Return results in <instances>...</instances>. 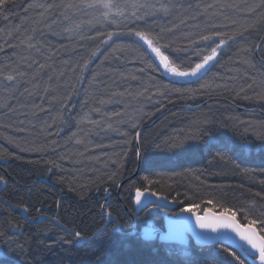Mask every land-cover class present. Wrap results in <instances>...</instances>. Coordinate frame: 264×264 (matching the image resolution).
<instances>
[{
  "label": "trees",
  "instance_id": "1",
  "mask_svg": "<svg viewBox=\"0 0 264 264\" xmlns=\"http://www.w3.org/2000/svg\"><path fill=\"white\" fill-rule=\"evenodd\" d=\"M78 1L7 0L0 9V77L19 79L0 108V196L13 205L0 202V249L8 252L0 264H231L225 249L234 250L223 245H171L182 253L175 256L125 229L65 243L76 238L35 219L37 209L57 214L59 205L64 227L90 234L101 226L102 188L114 191L119 184L133 214L130 192L136 189L164 195L180 209L264 207V64L255 56L264 35V0H178L166 16L133 32L106 28L97 38L66 40L54 17ZM113 31L117 36L109 38ZM137 31L169 45L181 69L199 59L192 40L220 33L217 39L226 43L197 79H171L133 35ZM258 54L264 60V40ZM208 97L218 100L183 109ZM114 99L131 103L115 120L116 128L125 127L118 137L101 136L99 121L112 113L106 110ZM138 104L141 115L131 112ZM141 127L138 163L134 141ZM115 196L107 209L123 229L129 219ZM19 206H28L34 221L25 220ZM140 216L145 225L149 216ZM161 219H153L156 226ZM237 220L246 223L239 212Z\"/></svg>",
  "mask_w": 264,
  "mask_h": 264
},
{
  "label": "snow or ice",
  "instance_id": "2",
  "mask_svg": "<svg viewBox=\"0 0 264 264\" xmlns=\"http://www.w3.org/2000/svg\"><path fill=\"white\" fill-rule=\"evenodd\" d=\"M7 4V0H0V9L4 8ZM91 6V5H90ZM104 7H109L105 4ZM134 7H136L134 5ZM144 7V6H141ZM151 7V6H148ZM161 10L167 11L164 5L160 6ZM132 16L135 17V12L132 13ZM111 33H109V38H111ZM133 35L138 37L139 41L143 42V46H146V51H149L155 60L158 61V66H162L165 72H168L176 77L185 78V77H197L202 72H206L210 64L216 61L217 56L219 55V50L225 45L226 41L224 39H217L220 37V33H215L212 35H201L199 40H192L191 43L196 45V48L193 50L194 54L199 57L198 61L188 64L183 69L177 67L171 58V52L169 51V45L161 44L160 41L149 32H134ZM215 45V46H213ZM205 49L201 51L200 49ZM184 51H187L185 49ZM9 81L13 80L14 77L9 75L7 77ZM3 178L0 177V180ZM143 193L139 189L136 190V204L141 203V196ZM152 195H157L152 193ZM167 199L166 197H158ZM209 205L213 204L212 200L207 201ZM195 208H199L200 205H195ZM222 207V211L219 214V222H206V218L200 215H195V224L201 230H211L216 232L218 229H230L234 232L241 241L245 242L249 249H247L248 255H252L254 251L257 255L252 256V258L258 259L259 264H264V207L256 208L255 206L249 207L245 210H236L234 211L231 208ZM22 211L25 213L29 212V207L24 206ZM39 212L40 210L37 209ZM182 213H193V208L186 207L180 210ZM207 211H211L208 209ZM246 221L245 224H241L237 221V214ZM194 214V213H193ZM109 222L112 220L111 212L104 213ZM176 215H179L177 213ZM31 218V217H30ZM58 223V221H57ZM19 227V226H17ZM73 235L76 237L74 241H64L65 243H76L84 237L80 232H75ZM145 239H153L154 231L151 229H145L144 232ZM169 238H172L170 234ZM21 250L23 246H19ZM228 256L232 258L231 264H245L244 258L238 255L235 251H229L225 249ZM99 264H104V261H99Z\"/></svg>",
  "mask_w": 264,
  "mask_h": 264
},
{
  "label": "rangeland",
  "instance_id": "3",
  "mask_svg": "<svg viewBox=\"0 0 264 264\" xmlns=\"http://www.w3.org/2000/svg\"><path fill=\"white\" fill-rule=\"evenodd\" d=\"M89 1H94V0L79 1L77 4L71 6L65 11L60 12V14L54 17V19H56L55 26L57 28V32L59 33L60 36H62V38L66 40L67 39L70 40V39L80 38L84 36H90V34L94 33L95 28L98 26L103 29L109 28L110 30L112 29L119 30L120 28H122L120 26V21H117V20H121L122 18L116 19L117 14L115 11L107 13L108 7H104L105 3L107 5L109 4L110 6L118 5V4L122 6L124 5L125 8L123 10V14L126 17L124 21L133 22L136 20H147V19L149 20L152 18L164 17L172 9V7L175 5V3L178 0H96L97 1L96 9L86 10ZM186 1H190V0H186ZM134 5L136 7H134ZM161 5H164L167 11L161 10L160 8ZM101 6L104 7V10L101 9ZM141 6H144V7H141ZM148 6H151V7H148ZM133 12H135V17L132 16ZM103 13L107 19L104 18ZM162 73L166 77L171 78V79H186V80L193 79L195 80L203 72L197 77H189V78L176 77L168 72H165L164 69ZM13 77L14 79L11 81H9L7 77H4V76L2 78L0 77V108L4 107V100L9 98L10 93L14 91L15 88L19 84L18 77L17 76H13ZM141 97L143 96H139L135 100L131 99L132 100L131 102L139 101V98ZM128 101L124 99L122 101H120V99H114L113 101H110L111 103L109 105L112 108L106 111L112 112L110 113L111 115L104 114L105 115L104 121H101V120L99 121L100 127H98V131H100L99 133H101L100 134L101 136H111V137L119 136V133L116 131V128H114V127H117V125H112L111 122H105V120L106 121L112 120L111 117L117 120L123 118L122 116L123 113L128 110L129 106H131V103L130 104L127 103ZM141 108H143L142 105L138 104L137 106L132 107L131 112L135 113L136 115H141L143 112V109ZM146 108L147 106L144 109ZM115 110L119 111L118 114H116V117H114L115 115L114 112H116ZM101 115L102 114H100L99 116L102 117ZM103 122L105 124H103ZM126 126H128V123H126ZM140 190H145V189H140ZM133 207L135 210L136 207L134 205ZM150 207L151 209L160 208L155 205H152ZM145 210L143 211L145 212ZM156 210L158 212V215H161L162 212L159 209H156ZM178 210H180V208H174V209H171V211H166V217L168 215L169 216L175 215L177 212H179ZM213 246H216V245H213Z\"/></svg>",
  "mask_w": 264,
  "mask_h": 264
},
{
  "label": "bare ground",
  "instance_id": "4",
  "mask_svg": "<svg viewBox=\"0 0 264 264\" xmlns=\"http://www.w3.org/2000/svg\"><path fill=\"white\" fill-rule=\"evenodd\" d=\"M80 1H82V0H80ZM79 2V1H78ZM106 4V3H105ZM91 5V6H90ZM109 5V4H108ZM96 6H97V1L96 0H94V1H89L88 2V5H87V8H86V10L87 9H89V10H93V9H96ZM124 8H125V6L123 5H109V7H108V9H107V13L109 12H113V11H115L116 12V19L117 18H122L121 20H117V21H120V26L121 27H125V28H127L130 32H133L134 30H136V26H137V24H145V23H151L152 21H154V19H156V18H152V19H147V20H136V21H133V22H130V21H124L125 19H126V17H125V15L123 14V10H124ZM101 9L102 10H104V7H102L101 6ZM103 12V11H102ZM103 16H104V18L105 19H107L106 17H105V15H104V13H103ZM157 18H161V17H157ZM146 21V22H145ZM115 22V21H114ZM101 31H104V29L103 28H101V27H96L95 28V34H96V36L95 37H91V36H84V37H80V38H78L80 41H83V40H88V39H93V38H97L98 37V33H100ZM112 35H111V38H115L117 35H115V31H113V32H110ZM108 36H109V34H108ZM99 38H101V37H99ZM138 38V37H137ZM82 39V40H81ZM123 39H125L126 41H131V37L129 36V33H124L123 34ZM139 40V39H138ZM126 41H124L125 43H127ZM88 57V56H87ZM96 57H93V59H91L90 61H89V63L86 65L87 66V68L85 69V70H87L89 73H92V66H93V63H94V61L96 60L95 59ZM85 72V71H84ZM83 72V73H84ZM161 72H163V70L161 71ZM163 74V73H162ZM203 74V73H202ZM201 74V75H202ZM164 75V74H163ZM200 75V76H201ZM85 76V75H84ZM165 76V75H164ZM166 77V76H165ZM168 78V77H167ZM211 99L212 97H208L207 99ZM206 99V100H207ZM205 100V101H206ZM202 102H204V101H202ZM202 102H195V103H190V104H185V105H183V107H190V108H193V107H196V106H198V105H200ZM207 104V103H206ZM148 106V105H147ZM148 107H150V105L148 106ZM183 109H187V108H183ZM187 110H192V109H187ZM160 115H159V117H161L162 115H164L165 114V111H163V110H160ZM158 117V118H159ZM115 120H117V119H114V118H112V123L111 124H113V125H116V123H119L120 121H115ZM70 122V121H69ZM68 122V123H69ZM151 122V121H150ZM104 123V122H103ZM96 124H98V123H96ZM105 124V123H104ZM125 127V126H124ZM123 127V125H121V127L120 128H116V127H114V128H116V131L118 132V133H120V129L121 128H124ZM144 127V126H143ZM143 127H141V128H139L138 129V132L136 133L137 135H136V137H135V141H134V143H135V148H136V153H137V160H138V163L140 162V149H139V131L140 130H143ZM119 136H120V134H119ZM42 179V178H41ZM44 179H46V180H44L45 182L47 181V183H49V184H51L52 186H53V183L52 182H50L49 180H50V178H49V176H46V177H44ZM5 187V181L4 180H0V190L1 189H3ZM112 192H114V194L116 195L115 196V198H116V200L118 201V203H119V207L120 208H122L124 211H125V213H126V215H125V217L126 218H128L129 220V223L126 225V227H124L123 229H122V227H121V225H120V223L119 222H117V220L119 219L117 216H113V214L111 213V217H112V220L109 222V220H108V218H107V216L106 215H103L104 213H107V212H109V210L107 209V206H109V203H110V201L112 200L111 199V194H112ZM133 191H131L130 192V194H132V205H133V200H134V192L132 193ZM164 196V195H163ZM94 197H95V199L97 200L98 198V194H97V192H95V194H94ZM165 197V196H164ZM167 198V197H166ZM167 200L169 201V202H171V203H174L175 204V206H174V208H178L179 207V205L177 204V202H175V201H172V200H169L168 198H167ZM0 202H2V203H7V204H9L6 200H4V198H2L1 196H0ZM10 205V207L11 206H13L12 204H9ZM174 208H172V209H174ZM18 209H20V210H22V208L19 206L18 207ZM44 210L46 211V214H41V213H37V216H36V219H35V221H38V222H42V221H48V222H51V223H53L54 225H56L57 227H59V228H61V229H63L64 230V227H63V224H62V222L60 221V220H58L57 219V214H58V211H61L62 212V210H61V207H59V205H58V208H57V214H53V213H51L50 212V210L48 209V208H44ZM181 210V209H180ZM180 210H178V211H180ZM145 215H148L149 216V220L150 221H153V219H155V221L157 222L158 221V219H159V217H157V214H156V212L154 211V210H152L151 209V207L150 206H148L147 208H146V210H145ZM140 214L141 213H132L130 210H129V208H127V206L124 204V198H123V195L121 194V189H120V184L116 187V189L114 190V191H112V189L111 188H109V187H103L102 188V200H101V205H100V210H99V221H100V223H101V226L98 228V226H95V227H93V229L90 231V234H87V235H85V234H83V233H81L82 234V236L84 237L83 239H81V240H79V241H82V240H84V241H89L90 239H92L93 237H95V236H97V235H99V234H101L102 232H104L105 230H108V231H110V232H118V233H125V232H123V230L125 229L126 230V234H129V235H133V236H138V238L140 237V238H142L143 239V237H142V233H140V227L142 226V225H140L141 223H142V221H143V216H140ZM22 217L25 219V220H27V221H29V222H32V221H34V220H32V219H30V217H29V215H28V213H23L22 214ZM145 220H147V219H145ZM57 221H58V223H57ZM161 222L159 223L160 225H158V231L156 232V239H155V241H157V242H159V243H161V244H163L164 246H165V252L167 253V254H169V255H175V256H179V254L180 255H182V253L180 252V251H177V250H175V249H171V245H175L176 244V242H169V241H164V240H161L160 239V233L162 232V231H164V218H162L161 220H160ZM144 222V221H143ZM131 224V225H130ZM128 225H130V227H128ZM139 225V226H138ZM66 228V227H65ZM128 228L130 229V231L128 230ZM66 230V232H68L69 233V235H70V237L73 235V233H75V232H78V231H76V230H73V229H71V228H66L65 229ZM51 231H53V230H51ZM68 235V236H69ZM74 236V235H73ZM75 237V236H74ZM76 238V237H75ZM71 239H72V241H74L75 239L73 238V237H71ZM149 240V239H148ZM78 241V242H79ZM223 246H226V245H223ZM227 247H229V246H227ZM231 248V247H230ZM232 249V248H231ZM234 250V249H233ZM235 251V250H234ZM7 251H3L2 249H0V255L1 256H5V255H7ZM243 258V257H242ZM246 260V259H245ZM247 261V260H246ZM248 262V261H247ZM249 263V262H248ZM250 264V263H249Z\"/></svg>",
  "mask_w": 264,
  "mask_h": 264
},
{
  "label": "water",
  "instance_id": "5",
  "mask_svg": "<svg viewBox=\"0 0 264 264\" xmlns=\"http://www.w3.org/2000/svg\"><path fill=\"white\" fill-rule=\"evenodd\" d=\"M264 35L260 40L259 44L255 49V56L258 61L264 64V60H262L258 54L259 49L263 43ZM214 100H218V98L212 97L211 99H207L206 101L202 102L200 105L190 108V107H183L187 109H196L200 106L205 105L207 102H211ZM233 107L237 110L244 111L245 109L239 108L231 103ZM250 111H259L257 109H252ZM262 113V112H261ZM264 115V114H263ZM139 135V134H138ZM140 190V189H139ZM143 195L141 196V203L139 205L136 204V191H134V200L133 205L138 210H143L148 206L155 205L157 207L165 208V209H172L174 208L175 204L169 202L167 199L158 198L164 197L162 195H152L149 189L140 190ZM210 209V208H208ZM205 210H193V213H182L181 211L177 212L179 215H172L167 216L164 218V231L160 233V239L169 242H176L181 245H188L190 240L194 243V245L199 247L205 246H213L217 244H222L226 246H230L232 249L238 251L245 259H247L251 264H259L258 259L251 258L252 256H256L257 254L253 251L252 255H248L247 249L249 246L246 245L245 242L241 241L239 237L232 232L230 229H218L216 232L209 230H201L195 224V215H200L206 218V222H219V214L220 212H216L212 209L211 211ZM64 227V226H63ZM64 229H66L64 227ZM145 229H151L154 231V235L158 231L157 229L153 228H142V236L144 237ZM170 234L172 238H169ZM80 242H86L84 240Z\"/></svg>",
  "mask_w": 264,
  "mask_h": 264
}]
</instances>
